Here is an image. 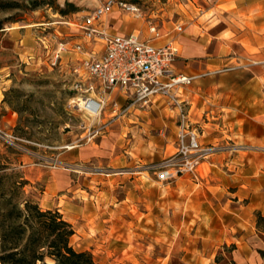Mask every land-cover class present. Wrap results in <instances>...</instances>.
Returning <instances> with one entry per match:
<instances>
[{
    "label": "rangeland",
    "instance_id": "1",
    "mask_svg": "<svg viewBox=\"0 0 264 264\" xmlns=\"http://www.w3.org/2000/svg\"><path fill=\"white\" fill-rule=\"evenodd\" d=\"M5 1L8 7L0 10V128L17 139L11 143L0 136V226L16 222L18 209L32 199L42 209L57 205L64 211L76 233L72 244L89 251L96 264H229L223 253L232 252L234 245L204 247L198 235L210 217L211 203L227 201L228 192L237 191L245 175H251V190L242 186L246 197L232 204L244 205L252 197L264 214V0L249 8L251 12L223 7L242 17L230 23L229 32L231 43L240 49L232 53L235 58L230 65L238 66L205 77L203 86L211 88L205 96L227 98L226 104H219L226 106L220 110L225 115H207L210 102H201L200 111L193 107L189 112L202 142L238 147L223 155H240L243 162L212 167L208 161L213 154L200 166L198 179L185 174L170 182H160L147 166L175 150L176 128L165 153L157 157L154 152L158 138L169 133V128L161 133L160 118L177 125L175 110L159 97L154 105L138 107L132 116L112 118L106 106L100 116L90 117L78 109L80 94L75 89L76 80H83V89L89 80L71 68L81 54L62 51L52 64L61 38L70 44L84 42L76 22L102 0ZM127 1L137 2L143 17L114 8L106 15L110 23L147 30L152 21L163 32L175 33V24L181 23V33L195 12L201 13L217 0ZM221 3L217 1L220 8ZM210 120L216 128L204 124ZM182 178L196 183L201 192L192 197L197 200L186 199L184 186L176 185ZM212 191L224 195L211 198ZM111 192L117 198L143 196L150 203L127 200V209H111L116 206L108 199ZM190 207L195 215L185 212ZM203 253L210 254L209 259L197 263L190 258L193 254L205 257Z\"/></svg>",
    "mask_w": 264,
    "mask_h": 264
},
{
    "label": "built area",
    "instance_id": "2",
    "mask_svg": "<svg viewBox=\"0 0 264 264\" xmlns=\"http://www.w3.org/2000/svg\"><path fill=\"white\" fill-rule=\"evenodd\" d=\"M114 8L134 18L143 17V11L137 2L100 1L76 22L84 42L70 44L69 40L61 38L52 64L61 57L62 51L81 54L72 63V72L78 75L83 72L89 83L83 89V80H76L75 89L80 94L77 107L93 118L100 116L106 106H109L112 118H118L131 113L134 108L150 106L155 97L163 98L176 112L175 150L148 164L147 168L154 172L160 182H170L185 174L198 179L200 166L213 154L237 151L238 147L202 142L190 119L189 101L181 95L180 90L198 77L220 73L238 65L190 75L177 72L174 63L178 49L174 43L168 41L154 45L149 40L162 35L160 27L149 21V38H143L135 32H113L105 24L104 17ZM175 29L181 31L182 25L177 23ZM106 125L104 123L102 126ZM3 135L11 143L17 139L0 128V136Z\"/></svg>",
    "mask_w": 264,
    "mask_h": 264
},
{
    "label": "crops",
    "instance_id": "3",
    "mask_svg": "<svg viewBox=\"0 0 264 264\" xmlns=\"http://www.w3.org/2000/svg\"><path fill=\"white\" fill-rule=\"evenodd\" d=\"M217 1L219 2V0ZM217 1L215 4H211L210 7L202 9L201 13L195 12L190 21V25L186 27L183 32H163V29L160 28L162 35L157 38H149L150 35L148 34V31L144 29L137 30L128 26L124 28H121V26H116L115 23H110V21H108L107 19L108 17L106 18V16L104 17V22L113 32L123 34L135 32L143 38H149V40L154 45H161L168 41H172L178 49V56L174 63L175 71L189 75L197 74L208 70L211 71L218 68L233 66V64L230 65L232 59L235 58L232 53L240 51L237 46L231 43L229 32L231 31L230 23L237 22V19H241L242 17L239 16L237 12L231 9H224L223 7L245 8L248 12H251L252 10H250L249 8L255 7L259 3L258 0L251 3L245 2V4L242 3V0H222V3L220 5L222 8H220L217 4ZM215 19L223 20L219 23L213 22V20ZM237 60H240V58H238ZM176 61L178 62L177 65ZM229 70H225L215 74L225 73ZM211 75L214 74L198 77L181 88V95L189 101L190 113L192 112L193 107H196L197 110L203 107V104L200 106L201 102H210L211 105L210 109L207 111V115H209L211 118H217V116L225 115L221 112V109L226 106H220L219 104H222L223 102L224 104H226V97L224 100H221V97L217 98L216 96H205L207 90H211V88H209V86H203L204 83L207 82V79H204L205 77ZM158 98L159 97H155L153 99L152 105H154L155 102L158 101ZM135 110L140 109H133L130 113V116L135 115ZM193 118H196V116L194 117L193 115ZM160 120L161 122H159V126L161 127V133L164 134L163 132L167 128H169V133L166 136L163 135V138H158L159 145L154 150L157 157L165 153V151L167 150V146L171 142L170 140L172 137V132H174L176 128V125H174L175 121L164 120L162 118H160ZM204 124H212L214 128L217 127L216 123L212 122L211 120L204 121ZM227 134L232 135L231 132H227ZM215 136L216 137L214 138H218V135ZM166 140L168 141L165 142ZM224 153L225 152L214 154L210 158L208 163L212 167L219 168V166H222V164H232L234 166L235 163H239L237 162V160L243 162L244 158L240 157V155H237L236 158H231L230 156H224ZM250 176L245 175L244 177H241V183L239 184L237 191L228 192L231 196L227 197V201H225L224 203H221L220 201H218V203H211V206L208 210V214L210 217L208 220H206L204 228L201 230L202 234L200 233L198 235L199 239H202L201 241L204 247L214 248L221 245H234L235 249H233L232 252L224 251L223 253L224 258L229 261V264H264V231L257 228L255 215L256 211H261V206H257V201H252V197L250 198V201L245 203L244 205L237 206L232 204L235 201L239 202L242 197H246V194H242V191L245 192V190H251ZM210 177L215 178V176ZM135 179L136 178L133 177L132 181H135ZM228 179L230 178H227V182L230 181ZM178 182L180 183V185L184 186V189L186 190L183 193L186 196V199H190L191 202L193 200H197V198L194 199L192 196L198 197L201 191H198V189L195 188V182H192L189 178H182L181 180L176 181L177 186ZM55 183L56 187H58L59 183ZM63 185L65 190V184ZM242 186L245 190L242 189ZM99 193L95 194L96 200L98 199ZM211 194L213 195L211 198L217 199H221L222 195H224L223 192H220L219 194L216 191H212ZM61 195H65V192L61 193ZM109 195L110 196L108 199H111L112 202L114 201L116 205L114 207L110 206L111 209H116L118 207L127 209L129 206L128 203L131 202L132 204L134 202V199L135 201L137 199L145 201V204L147 206L150 203V200H148V198L143 196L140 197L138 195L136 197L134 196L135 198H131L128 195L122 198H117L112 192ZM236 196L238 199L234 200ZM100 197L102 202L101 204L106 205L104 204L103 197ZM156 202L158 203L160 202V200L158 199ZM47 208L57 209L62 214L63 218L70 222V220L65 217L64 211L59 208V206L50 205ZM185 212H187L190 216L196 214L195 211L191 209V207L189 210L185 209ZM75 234L76 233L74 232L70 237L71 244V239ZM72 245L76 249L75 245ZM204 255L205 257H202L201 254H193V256L190 258H196L195 260H197V263H200L202 262L203 258L209 259L210 257V254L206 255L205 253H203V256Z\"/></svg>",
    "mask_w": 264,
    "mask_h": 264
},
{
    "label": "trees",
    "instance_id": "4",
    "mask_svg": "<svg viewBox=\"0 0 264 264\" xmlns=\"http://www.w3.org/2000/svg\"><path fill=\"white\" fill-rule=\"evenodd\" d=\"M6 7L7 2L0 0V10ZM255 215L257 228L264 231V214L256 211ZM15 219L0 226V264H96L89 251L77 250L70 243L75 230L57 209H42L37 201L29 199ZM12 233L16 237H11Z\"/></svg>",
    "mask_w": 264,
    "mask_h": 264
},
{
    "label": "bare ground",
    "instance_id": "5",
    "mask_svg": "<svg viewBox=\"0 0 264 264\" xmlns=\"http://www.w3.org/2000/svg\"><path fill=\"white\" fill-rule=\"evenodd\" d=\"M79 99V98H78ZM72 146H74V145H69L68 147H72Z\"/></svg>",
    "mask_w": 264,
    "mask_h": 264
}]
</instances>
